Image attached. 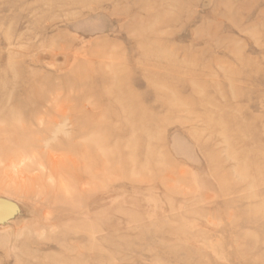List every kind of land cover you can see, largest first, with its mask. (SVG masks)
I'll return each instance as SVG.
<instances>
[{
  "label": "rangeland",
  "instance_id": "rangeland-1",
  "mask_svg": "<svg viewBox=\"0 0 264 264\" xmlns=\"http://www.w3.org/2000/svg\"><path fill=\"white\" fill-rule=\"evenodd\" d=\"M0 114V264H264V0H0Z\"/></svg>",
  "mask_w": 264,
  "mask_h": 264
},
{
  "label": "bare ground",
  "instance_id": "bare-ground-1",
  "mask_svg": "<svg viewBox=\"0 0 264 264\" xmlns=\"http://www.w3.org/2000/svg\"><path fill=\"white\" fill-rule=\"evenodd\" d=\"M147 12L148 11H146V13ZM155 20H156V18H155ZM117 65L115 63H113V61H112L110 64V67H111L109 69L110 71L108 72V74H110L109 77L101 79L103 83L108 84V87H111L113 89L115 87L123 88V90L120 89L121 91L118 90L115 92V90H114L113 91L114 94L113 93H111V94L106 93L105 96L103 95L104 96L103 98H105L106 101H108V106L107 107L104 106V108L100 109V111L104 110L103 112H106L107 115H105V116L101 115L102 117H100L99 119H96L95 117H91V116H88L87 118H78V117L73 116V115H66L65 112H61L57 115L59 117H55V119L53 120V123H51V124H57V123H62L64 121H68L69 124L71 125V127L73 128V130H74V128H75V130L77 128V133H75V134H81L83 132V135H85L86 132L84 130H88L87 133L89 135H93L95 133H100L101 131H103L102 125L106 124L107 122H109L113 119V120H118L120 124L122 123L120 125V129L123 133H126V134L128 133V134L132 135V137H134L133 135L135 133H137V131L135 132V129L139 128V126H140V110H141V108L138 106L137 102H135V104L134 103L131 104L129 102L123 101V99H125V98H134L135 99V95L132 91L128 90V88H127L128 87V80H129L128 74L125 72L124 69H122V70L119 69V66H117ZM116 67H118V69H116ZM94 76H95L94 78H98L99 74H94ZM91 95L97 96V93L94 92V93H91ZM116 101L120 102V109H118V110H116V108H115L116 107L115 106ZM113 106H115V107L112 108ZM111 108H112V110H111ZM0 118H3V116H0ZM0 120H3V119H0ZM43 120H45V119H43ZM46 130H44V131H46ZM109 130H110V127L108 128V132H109ZM104 131H105V129H104ZM15 134L18 135L19 133L16 132ZM107 134L108 133H106V135ZM24 135L25 134L22 133V134H19L18 137L22 138ZM47 140H48V138L45 134L43 136V140L41 142H46ZM67 146H71L70 142L67 143ZM4 212H7V211L5 210Z\"/></svg>",
  "mask_w": 264,
  "mask_h": 264
},
{
  "label": "water",
  "instance_id": "water-1",
  "mask_svg": "<svg viewBox=\"0 0 264 264\" xmlns=\"http://www.w3.org/2000/svg\"><path fill=\"white\" fill-rule=\"evenodd\" d=\"M5 210L7 212H4ZM13 213L14 207L10 203L0 200V222L9 219Z\"/></svg>",
  "mask_w": 264,
  "mask_h": 264
}]
</instances>
